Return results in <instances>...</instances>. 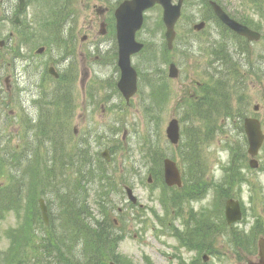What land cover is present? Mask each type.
I'll return each mask as SVG.
<instances>
[{
	"label": "rangeland",
	"instance_id": "obj_1",
	"mask_svg": "<svg viewBox=\"0 0 264 264\" xmlns=\"http://www.w3.org/2000/svg\"><path fill=\"white\" fill-rule=\"evenodd\" d=\"M118 1L122 0H32L19 14L20 24H24L20 46L19 32L11 21L17 10L13 9L11 19L0 21V41H8L0 50V113L5 118L0 126V186H10L9 177L23 184L19 194V183L11 184L13 194L7 201L0 199V264H37L43 259L38 253L40 238L34 237L28 244L33 232L37 237L43 235L37 200H44L51 225L58 212L54 195L60 189L58 184L73 173L51 148L37 150V166L55 172L60 169L53 181L38 186L41 182L35 175L23 173L20 156L35 139L23 126L26 121L37 124L45 94L49 96L56 86L51 80L44 81L43 88L39 86L49 61L65 62L60 70L69 76L58 86L60 99L65 102L69 97L70 104L55 125L57 134H65L69 145H90L93 157L109 147L115 151L106 169L118 185L110 199L115 203L111 218L118 221L115 254L119 264H259V245L264 241V143L255 159L256 168H250L243 122L256 118L264 134V0H209L239 24L259 32L262 38L258 42L218 26L204 9L203 0H183L174 49L168 53L163 48L162 11L159 7L147 10L136 39L146 43L148 50L131 59L138 91L128 104L115 88L118 72L112 36ZM61 6L65 11L60 34L56 29L45 32L54 8ZM5 14L7 10L0 5V17ZM199 21H205L206 27L194 34L192 27ZM101 24L104 35L99 32ZM70 30L77 43L70 54H58L47 39L68 33L72 37ZM83 37L86 40L81 42ZM39 47H45V52L34 54ZM230 61L232 66L227 64ZM170 62L178 71L175 79L167 77ZM64 66L70 68L63 70ZM25 69L37 72L27 96L21 93L18 97L17 86L7 93L5 77ZM209 77L224 93L228 112L220 103L214 108L211 100L208 103L202 97L200 86ZM45 109L52 111L53 106ZM9 111L13 117L8 116ZM228 117L230 121H225ZM172 119L179 124L178 146L170 145L165 136ZM74 129L76 137L71 134ZM148 150L157 156L150 157ZM165 159L176 163L184 177L185 184L178 189H168L163 183ZM91 163L78 160L74 167L82 171L99 167L96 161ZM156 166L159 173L150 174ZM148 176L155 179L151 184L146 183ZM127 181L137 199L134 207L120 192ZM90 197L92 213L97 214L92 193ZM228 200L242 206L240 220L232 224L225 220Z\"/></svg>",
	"mask_w": 264,
	"mask_h": 264
},
{
	"label": "trees",
	"instance_id": "obj_2",
	"mask_svg": "<svg viewBox=\"0 0 264 264\" xmlns=\"http://www.w3.org/2000/svg\"><path fill=\"white\" fill-rule=\"evenodd\" d=\"M208 1L209 0H203L204 9L210 14V18L215 21L216 19L214 15L210 12ZM64 11L65 7L62 6L54 11L55 22L53 21L51 23L53 28H57L59 23L60 28L62 27L60 19L64 18ZM58 20H60L59 23ZM217 25L220 26L218 22ZM53 30L55 29H51V31ZM61 42L62 40H59V43ZM227 64L231 65V61ZM231 71L236 73L237 69H231ZM214 83L215 80L212 79V87L207 92L206 97L209 98L211 94V101L214 104V108L220 103L223 109L228 112V104L223 98L224 93L221 90H217ZM154 98H158V96ZM58 115L59 113L55 116ZM51 132L52 129L49 126L48 118L44 115L43 119L36 126L35 138L38 136L36 141L37 148L39 147L40 150L44 151L42 142L46 140L47 134ZM148 151L151 153L150 157L157 156L153 150ZM190 156L195 157V154L191 152ZM42 158L47 160L44 155ZM69 165L74 167L72 162H69ZM36 166L37 164L35 160L27 163L24 166L23 173L30 174L32 177L35 175L42 183H39L38 186L41 185L44 187L49 184V180L50 182L53 181L58 175L57 173L46 169L48 173H46V178L43 179L41 178L42 174ZM157 167L158 166H156L155 170L151 172L152 175L159 173L156 171ZM72 169V176L62 178L58 184V188L60 189L54 194L55 197H57L56 204L58 212H56L53 223L46 228H44L42 224L43 235L37 237V234L35 235L33 232L29 236L31 239L28 241V244L34 237L40 238V252L38 253L43 256V259L38 260L37 264H107L110 261L119 264V262L116 261L118 256L115 254L117 251L116 245L119 240L115 233V230L118 227V221L114 222L111 218L115 203L109 196V194L113 192V189H115V186H113L115 180L108 176H102L104 173L103 171H106L102 168L100 176L97 177L94 182L97 184V190L102 191V193H99L94 197L95 205H97L98 208V211L96 209L98 217L97 214L92 213V209L90 208L89 198L91 197L88 194L89 190L85 188V183L83 182L84 175L81 174V168ZM193 176L196 177L197 173L194 172ZM69 178L73 180L69 181ZM9 180L10 184H14L13 187L17 186L16 183H19L16 191V194H19L20 187L23 186L22 182H20L19 179L15 182L13 177H9ZM101 183L102 185L106 183L105 188L100 185ZM108 186H113V189H111L109 193H107ZM29 188L30 190L33 189L30 185ZM9 194H13L11 186L5 187L4 189L0 188L1 200L7 201L10 196ZM40 196L41 195H39V197ZM54 223H57L58 225H55ZM208 227L209 224L205 223V228L207 229Z\"/></svg>",
	"mask_w": 264,
	"mask_h": 264
},
{
	"label": "water",
	"instance_id": "obj_3",
	"mask_svg": "<svg viewBox=\"0 0 264 264\" xmlns=\"http://www.w3.org/2000/svg\"><path fill=\"white\" fill-rule=\"evenodd\" d=\"M20 8L23 0H19ZM154 5H159L162 8V22L165 28L164 38L168 49L172 48V42L175 37L174 26L180 16V9L182 0H177L175 5L171 0H125L121 2L114 11L115 19V34L117 42V66L120 71V78L117 83V88L126 102L136 93V74L130 66V57L141 51L143 45L135 40V34L141 29L143 23V12L152 8ZM215 17L228 29L233 31L236 35L246 38L248 41H258L260 35L247 27L239 24L233 19L229 18L223 10L214 2L210 3ZM204 23H199L194 26L196 31L203 28ZM0 41V47L3 46ZM43 49H39L41 53ZM49 71H52L50 69ZM177 71L173 65H170L169 78H175ZM254 111L258 107H253ZM243 130L247 140V153L252 158L249 161V167L254 169L257 166L253 159L261 147L263 135L261 132L260 123L256 119L246 118L243 122ZM165 135L167 140L176 145L179 139V129L176 120H171L166 129ZM104 154V153H103ZM105 155V154H104ZM163 178L164 183L171 187H180V177L175 164L165 159L163 161ZM128 201L132 204L136 203L130 189H126ZM39 209L42 221L45 225L48 224L47 210L43 200H39ZM225 220L227 224H232L240 220L239 206L236 201L228 200L225 207ZM259 264H264V246L263 243L259 245ZM206 260V259H204ZM113 264V263H109Z\"/></svg>",
	"mask_w": 264,
	"mask_h": 264
},
{
	"label": "flooded vegetation",
	"instance_id": "obj_4",
	"mask_svg": "<svg viewBox=\"0 0 264 264\" xmlns=\"http://www.w3.org/2000/svg\"><path fill=\"white\" fill-rule=\"evenodd\" d=\"M31 1L32 0H23L22 7L20 8L19 0H0V5L1 6L3 5L5 10H7V14L2 15L0 17V21H6V20L11 19V16L14 14L12 12L13 9L17 10L18 15L15 14L13 16V19H11V21H12V26L16 27L17 31L19 32V34H18L19 46L22 43V35L21 34H24V32H22V27L24 24H20L19 14L22 13V11L27 7V5ZM43 2H45V1H42V3ZM21 23H22V21H21ZM12 36H13V34L10 33L9 38H12ZM1 41L4 44H3L2 48H0V50L4 49V47H6L7 42H8L7 40H5V41L1 40ZM31 59H33V56L31 57ZM49 66H50V64H49ZM54 69H60V67L58 65H56ZM25 72H26V74H25ZM25 72L24 71H18L17 73H15L13 75L12 78H10V77L5 78V82L7 83V85H6L7 93L10 94L12 92L13 86H15V84H18L17 85V87H18L17 96L19 97V94H21V93L23 94L24 97L27 96V94L29 93L28 88L32 86L34 78L37 75V72H35V69H25ZM46 73H47V70H46ZM59 77H60V75H59ZM50 78L53 79V77H50ZM46 80H47V78L43 77L41 81L43 83ZM53 80H56V79H53ZM9 101H11V99H9ZM8 116L13 117V111H9ZM3 120H5V118L3 117L2 113H0V126L2 125ZM0 142H2V141H0Z\"/></svg>",
	"mask_w": 264,
	"mask_h": 264
}]
</instances>
